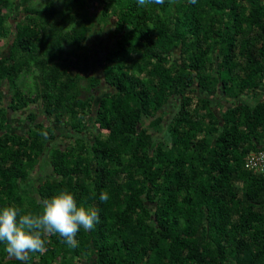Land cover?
Listing matches in <instances>:
<instances>
[{"label":"trees","instance_id":"16d2710c","mask_svg":"<svg viewBox=\"0 0 264 264\" xmlns=\"http://www.w3.org/2000/svg\"><path fill=\"white\" fill-rule=\"evenodd\" d=\"M34 1L0 0V209L68 190L99 223L27 264H264V0Z\"/></svg>","mask_w":264,"mask_h":264},{"label":"clouds","instance_id":"9594fccd","mask_svg":"<svg viewBox=\"0 0 264 264\" xmlns=\"http://www.w3.org/2000/svg\"><path fill=\"white\" fill-rule=\"evenodd\" d=\"M143 6L147 3L163 4L164 0H137ZM196 0H191L195 3ZM47 137V133H42ZM109 199L107 192L100 194V200ZM15 206H5L0 209V242L10 258L27 264L29 253L46 252L45 237L49 234H58L70 247H77V233L92 230L99 223V210L79 206L71 191L63 190L49 200L43 202L41 213L28 212L19 215Z\"/></svg>","mask_w":264,"mask_h":264},{"label":"rangeland","instance_id":"374dc122","mask_svg":"<svg viewBox=\"0 0 264 264\" xmlns=\"http://www.w3.org/2000/svg\"><path fill=\"white\" fill-rule=\"evenodd\" d=\"M52 1L54 2V4L56 5V7L59 10H63V0H35L33 3L35 6H44L47 2ZM102 5V2H97L94 5V10L95 11H99L98 9L100 8V6ZM96 13V12H95ZM14 22V21H12ZM15 23V22H14ZM90 48H91V53L93 56V63L91 64V70L89 71L90 74L95 75V76H100L102 77V72H101V68H102V61H103V57H104V47L105 45L110 43L109 40V31L104 30L101 31V29L99 27H97L94 30V33H92L89 37V41H88ZM0 47H3V49L5 48V46H3V42H0ZM5 50V49H4ZM24 89L26 90V92H36V90L34 89V84H33V78H27L24 82ZM32 110H35L38 112V114L42 115V111L40 110L39 105L38 106H33ZM170 111V110H169ZM27 115V113H18L17 117H15L16 121L15 123H18V120L20 119H24L25 116ZM67 141V140H65Z\"/></svg>","mask_w":264,"mask_h":264},{"label":"built area","instance_id":"2783aa9c","mask_svg":"<svg viewBox=\"0 0 264 264\" xmlns=\"http://www.w3.org/2000/svg\"><path fill=\"white\" fill-rule=\"evenodd\" d=\"M244 167L248 171L261 174L264 178V149L248 153L244 160Z\"/></svg>","mask_w":264,"mask_h":264}]
</instances>
